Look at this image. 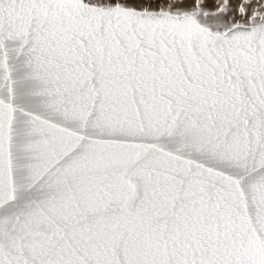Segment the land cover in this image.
I'll return each instance as SVG.
<instances>
[{
	"label": "snow or ice",
	"instance_id": "obj_1",
	"mask_svg": "<svg viewBox=\"0 0 264 264\" xmlns=\"http://www.w3.org/2000/svg\"><path fill=\"white\" fill-rule=\"evenodd\" d=\"M0 264H264V0H0Z\"/></svg>",
	"mask_w": 264,
	"mask_h": 264
}]
</instances>
